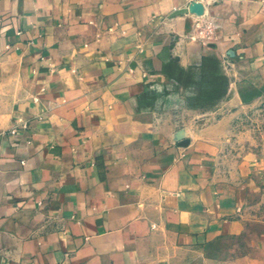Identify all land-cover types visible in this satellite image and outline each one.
I'll return each instance as SVG.
<instances>
[{"label": "crops", "instance_id": "0c3cea01", "mask_svg": "<svg viewBox=\"0 0 264 264\" xmlns=\"http://www.w3.org/2000/svg\"><path fill=\"white\" fill-rule=\"evenodd\" d=\"M192 1L0 0V264L255 263L264 0Z\"/></svg>", "mask_w": 264, "mask_h": 264}, {"label": "rangeland", "instance_id": "374dc122", "mask_svg": "<svg viewBox=\"0 0 264 264\" xmlns=\"http://www.w3.org/2000/svg\"><path fill=\"white\" fill-rule=\"evenodd\" d=\"M241 110L244 111V114L237 120L239 122L238 130L241 134L240 139H245L241 145L244 148L248 146L258 148L264 142V105H260L250 114L246 112L245 108H241ZM248 136H252L253 139H247ZM260 214L264 220V201L260 205ZM251 228V234L241 237L240 254L248 253L255 256L256 261L251 264H264V224L254 223ZM247 241L250 242V245H247Z\"/></svg>", "mask_w": 264, "mask_h": 264}, {"label": "water", "instance_id": "95a60500", "mask_svg": "<svg viewBox=\"0 0 264 264\" xmlns=\"http://www.w3.org/2000/svg\"><path fill=\"white\" fill-rule=\"evenodd\" d=\"M190 5H191L190 7L192 8V10H195V12L197 14H199L201 12V9H202L201 6H202V4L200 2L192 1V3Z\"/></svg>", "mask_w": 264, "mask_h": 264}, {"label": "built area", "instance_id": "2783aa9c", "mask_svg": "<svg viewBox=\"0 0 264 264\" xmlns=\"http://www.w3.org/2000/svg\"><path fill=\"white\" fill-rule=\"evenodd\" d=\"M194 1H197V2H199V0H194ZM209 31V30H208ZM202 33V31H199V34H201ZM24 127L26 126V125H23Z\"/></svg>", "mask_w": 264, "mask_h": 264}]
</instances>
